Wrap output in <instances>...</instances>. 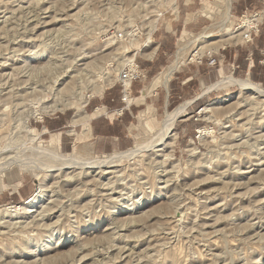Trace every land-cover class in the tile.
<instances>
[{
	"label": "rangeland",
	"instance_id": "rangeland-1",
	"mask_svg": "<svg viewBox=\"0 0 264 264\" xmlns=\"http://www.w3.org/2000/svg\"><path fill=\"white\" fill-rule=\"evenodd\" d=\"M184 2L176 0L179 17L175 19L173 10L162 0H0V135L4 142L16 147L8 154L14 156V165L0 175L6 185L0 190V209L23 203L38 189L35 171H20L21 168L32 165L38 171L50 161L17 138L22 135L15 127L17 120L33 110V102H51L57 96L55 88L60 89L71 80L70 76L77 75L71 84L73 94L58 95L72 100L79 87L88 92L90 80L109 59L120 65L122 59L136 52L137 62L147 73L145 81L133 84L131 95L138 96L142 85L148 86L174 58L184 21H190L185 30L189 37L203 28L217 34L224 32L218 33L224 0ZM231 4L236 18L227 25L231 31L236 30L245 8L264 9V0H231ZM157 12L162 16L154 29L158 27V31L154 35L153 31L151 37L158 47V59L152 65L141 50H135L145 41L148 22ZM209 12L210 18H206ZM167 22L171 31L165 29ZM132 30L133 38H139L134 44L132 39L126 43L115 40L114 44L104 40L106 35H116L115 31ZM257 38L256 47L262 48L264 24ZM234 45L239 68L232 71ZM249 48L239 40L224 51L212 52L217 59L214 66L206 65L209 54H203L201 62L200 58L185 60L173 73L167 93L162 87L149 91L144 104L136 100L130 113L119 121L101 118L103 130L112 129L123 136L124 142L110 149L111 139L102 138L99 142L105 144L100 150L92 132L87 140L93 143L96 155L125 151L135 143L151 140L161 126L164 110L172 111L192 100L186 118L175 122L174 135L166 139L172 145L165 151L171 154L165 164L158 166L159 157L147 151L115 168L121 172L104 177L92 172L86 178L69 181L65 177L69 171L42 175L44 198L33 211L12 216L15 225L5 222L8 217L0 220V264H264V111H247L250 108L242 102L247 93H240L237 87L199 96L204 87L218 80L221 67L226 74L245 78L244 55ZM87 63H91L90 69ZM260 70V84L264 87V69ZM188 77L192 80L180 86ZM251 78L258 83L253 71ZM116 81L114 78L112 84ZM118 95L116 85L102 99L89 97L85 109L91 112L99 105L112 108L110 105L115 103L109 99L116 101ZM214 100H218L214 111L201 113V108ZM233 108L232 112L238 114L231 113L233 119L225 123L226 109ZM142 110L150 111L144 122L137 117ZM74 113V109L53 113L40 110L39 115L28 117V123L39 131L42 126L52 133L66 131L71 129L69 122ZM106 113L109 111L105 109L103 114ZM48 121L65 127L53 129ZM131 125L133 142L128 132ZM226 125L231 126L224 128ZM203 127H209L212 133L199 138L198 129ZM41 138L45 141L50 137L45 133ZM72 143L73 136L63 134L61 150L70 152ZM190 146L196 148V155H192ZM30 150L32 153H28ZM175 208L183 213L179 221L173 216Z\"/></svg>",
	"mask_w": 264,
	"mask_h": 264
},
{
	"label": "bare ground",
	"instance_id": "bare-ground-1",
	"mask_svg": "<svg viewBox=\"0 0 264 264\" xmlns=\"http://www.w3.org/2000/svg\"><path fill=\"white\" fill-rule=\"evenodd\" d=\"M162 1L167 6H169L173 10L174 13H177L176 0H162ZM224 2H225L224 3V9L222 7V12L219 15L220 18H222L221 19L222 26L218 30V33L223 29H224V32L223 33L221 32L222 34H217V32L215 33V31L213 32L207 28H203V30L200 33H198L197 35L189 37L188 33H186V31H183L180 34V36L177 38L176 49L174 52V58L171 60V62L165 68H163L160 72H158L150 80L148 86L141 89V91H140L141 95L137 98V100L142 102L143 99L148 95L149 91L154 90L157 87L164 88L166 90V93H167L168 83H169L170 79L172 78L173 73L177 71V69L180 67V65H182L184 63L185 60H188V62L193 61L195 59L202 58L203 54H211L212 52L214 53L220 49H223L227 45L237 43L240 40L241 32H242V29L244 28L245 25H247L248 23L255 24L257 22L264 20V10H262L260 13H258L257 19L253 20L250 17H247V18L244 17V19L241 21V23L236 28V30L231 31L227 26L228 23H230V19H231V14H230L231 0H224ZM210 14H211V12H209V14H206L207 15V16L205 15L206 18H210ZM159 16H160L159 12H157L156 14H153V18L148 22L147 29H146V32L144 34L145 41L143 42V44L141 46L138 47L137 50H135V51L141 50L140 53L147 58H150L156 51V47L153 45L151 35H152L153 31H155L154 29L156 27V23H157ZM118 33H119L118 31H115L113 34H116V35L109 36L107 39L108 43L114 44L116 42L115 40H117L115 38L118 36ZM125 34L126 35L129 34V36H130L129 38H127V42H128V40L132 39V42H133L132 44H134L136 41L139 40V38L137 40H136V38H133V37H135L134 36L135 33H133V32H131V33L126 32ZM135 47H137V46H135ZM136 53L134 55L126 57L127 62L132 67H136V65H137L136 60H135ZM91 63L86 64V67L88 69H90V66H92ZM93 64H95V63L93 62ZM86 67H85V69H87ZM120 71H121L120 65H117V67H114V68H109V66H107V65L99 67L97 70V73H96L97 75H95L96 78L90 80L91 85H90V89L88 90V92L84 93L83 90L80 89L79 86H77V90H75V89L74 90L78 91V87H79V91L77 92V94H76L77 96H75V97H73V95H72L73 91L71 89L73 87L71 86V84L74 82L73 78H75V76H77V75H72V76H70L71 80L63 83V85L60 89L57 90L55 88L57 96H56V98L51 100V102L43 101V100L39 102V100H37V101L33 102V104H32L33 110H30L29 113L27 112L28 114L25 117H23V119L18 118L17 121H19V123L15 127H16L19 135L22 134L20 137H17L18 139L20 138L19 143H21L22 145L23 144L29 145L28 146L29 149L32 148V151H35V153L38 152L39 154L45 156L44 158H47L50 161L46 162V164L47 163L48 164L44 166L45 168H43V169L39 168L40 170H38V171L36 169L38 167H36V166L33 167L32 165H31V167H27V165H26V167L20 169V171L22 169L23 170L29 169V170L35 171V176L39 180L38 189L30 198L25 200L23 203H21L19 205H13V206H9V207L0 209V220H2V218L7 219V217H8L9 219L5 222H7L10 226L15 225L17 222L11 221L12 216L19 215V214H28V213L30 214L33 211L32 209L39 203V201L42 198H44L43 197V195H44L43 194L44 193V189H43L44 184H43V179H41V177H43L42 175L45 176L46 174L47 175L50 174L51 176H53V173H56V175H58L61 173H65V171H69V172L65 173V177L69 181L72 179L77 180L79 178H81V179L86 178L92 172L95 173V176L97 175L99 177H104L106 174H113V173L121 172L122 169L116 171L115 168L121 166V164L125 160H130V159H134L136 157H140L142 155L141 153H144V152L147 153V151H152V154L150 153L151 155L155 154L156 157H159L158 161H156L158 166H161V165L165 164L166 161L170 160L171 154L165 153V151L170 145H172V142L166 141V139L170 134L174 135V134H172V132H173V127H174L175 122L178 119H180L186 115L187 107L190 105L192 100H190V101L186 100L185 102L180 103L172 111L171 110L168 111L167 109L164 110V118L161 122V126L159 127V130L157 129L158 131L154 135L151 136V137L154 136L151 140L149 139V141H146V142L135 143L132 148H129L125 151H118V152H113L110 154H103V155H96L92 150L89 151V153L88 152L86 153V150H85V152H83L84 150L82 148H84V149L87 148L85 146V144L83 143V140L85 138V132L84 133L80 132L82 135L80 133H79L80 135H78L75 132H71L76 136L75 137V143L73 144L72 150L70 152L64 153V152L60 151V149H59L58 135H55V136L51 135V136H49L50 137L49 140L44 141V140H42L41 134L36 130V128L30 126V124L28 123V117L33 116V115H39L40 110L45 111L47 113H49V112L53 113L55 111H63V110H69V109L75 110V115L71 119L72 126H74L78 123H85L87 118H89V116L86 115V113L83 111L84 104L86 103V100L89 99V97L91 98L94 96H100L103 93V91L105 89H107L109 85L112 84L114 78H116L117 80L119 79ZM69 75H70V73H69ZM112 76H114V78ZM78 80H79V77H78ZM55 83H56V81H55ZM75 86H76V84H75ZM229 87H237L239 89L240 93H242V92L247 93V97H245V99L243 98V101H242V102H245V106H247V108H250L247 111H249V110H255L256 111L258 108H262L261 110L264 111V87L252 82L248 78H235L231 74L221 73L218 80L216 82H213V84L204 87L199 96H203L209 92L218 91V90L226 89ZM68 92L72 93V94L70 93L73 97L72 100L71 99L70 100L65 99V98L62 99L61 97L58 96V95L62 96L63 94L68 93ZM51 93H52V91H51ZM130 95L131 94L127 95L126 106H130L132 104V98ZM65 96H66V94H65ZM68 96H70V95H68ZM18 100H19V97H18ZM217 102H218V100H214L213 102L203 106L201 108V113L204 114L207 111L213 112L214 111L213 108L215 106V103H217ZM165 105H167V97L165 100ZM18 106H19V104H18ZM148 109L150 110V108H148ZM146 110L140 111L139 115L137 116L139 119L143 120V122L146 121L150 117L149 116L150 111L148 113ZM232 110H234V108L228 109V110L226 109L227 112L224 113V114H227V116L224 117L226 119L225 123H230V121L233 119V118H231V115H232L231 113H233ZM94 113L95 114L105 113V109H104V107L96 108V111ZM235 114H236V112L233 113V116ZM20 116H22V115H20ZM262 116H264V113L262 114ZM262 118L263 117H260L258 119H262ZM218 119L219 118H215V120L219 121ZM225 123H223V124H225ZM230 126L226 125L223 127L228 128ZM84 130H85V127H84ZM152 131L153 130L150 129V132H152ZM211 133H212V130L209 127H203V128L198 129L199 138H204L205 135H208ZM15 139H16V136H15ZM213 140H214V138H212V142H213ZM190 142L192 143V140ZM11 144H14V141L11 142ZM228 146H229V144H228ZM15 148L14 147L12 148L11 145L9 144V142H4L3 137L0 135V175L4 171L8 170L10 165H14V163H15L14 162L15 159L13 158L14 156H10L11 153H10V155H8V154H9V152H12V151H10L11 149H15ZM154 148H157V150H153ZM189 150L192 153V155H196L198 153V152H196V148H194V147L190 146ZM32 151L28 152V153H32ZM159 151H161V153ZM158 152L160 154H157ZM18 154H19V152H18ZM195 158H196V156H195ZM195 161H196V159H195ZM209 161L210 160H207V162H209ZM31 162H32V160L30 161V164H31ZM200 162H199V164H202ZM41 164L43 166V163H41ZM151 165H152V163H151ZM28 166H29V164H28ZM5 186L6 185L1 181V177H0V190H3L5 188ZM182 214L183 213L181 211H179L178 208H175L173 210V216L178 218L177 221H179L181 219ZM2 223H4V222H2Z\"/></svg>",
	"mask_w": 264,
	"mask_h": 264
},
{
	"label": "crops",
	"instance_id": "crops-1",
	"mask_svg": "<svg viewBox=\"0 0 264 264\" xmlns=\"http://www.w3.org/2000/svg\"><path fill=\"white\" fill-rule=\"evenodd\" d=\"M190 3V0H185V2H184V5H187V4H189ZM179 6V5H178ZM230 10H232V4H231V9ZM242 11V10H241ZM247 11H249V9H247V8H245V10H243L242 12H241V14H240V16L242 15V14H244V12H247ZM230 14H231V18H234V19H236L235 18V16L232 14V11H230ZM178 15H179V11H178ZM178 15H176V13L174 14V16H175V19H177L179 16ZM186 15H189V13H187ZM170 21V20H169ZM188 23H190V21H188V22H185L184 21V23H183V27H182V30H181V32L182 31H185L186 30V25L188 24ZM167 25H166V31H171V24L170 23H166ZM258 40V38L256 37L255 39H254V41H253V43L252 44H247V45H245V47H250L249 48V50H246L245 51V55H244V64H243V66L245 67L246 66V69H245V78H248L249 80H251L252 81V78H251V74H252V71H253V73L256 75V76H258V79H257V81H258V83L257 82H254V81H252V82H254V83H256V84H258V85H260V86H262L260 83V79H263L262 78V76L260 75V72H261V70L260 69H264V54H263V52H261V50H263L264 49V46H262V48H257L256 47V41ZM234 44H236V43H234ZM232 44H230V45H227L226 47H224L223 49H220V50H225L227 47H230ZM255 46V47H252V46ZM240 47V46H239ZM241 48V47H240ZM243 48V47H242ZM234 57H233V63H232V65H231V67H232V71H234L235 69H238L239 68V65H236L235 64V61H236V57H237V54H238V49H237V45H234ZM157 54H158V47L156 46V51H155V53L150 57V58H146V57H144V58H146L145 60L147 61V62H149V63H152V65L154 64V62L158 59V56H157ZM155 56V57H154ZM153 58V59H152ZM223 58H224V55H223ZM152 59V60H151ZM139 64V63H138ZM207 65V64H206ZM235 65H236V67H235ZM208 66V65H207ZM139 67L141 68V69H143V70H145L146 71V68H142L140 65H139ZM148 68H150L151 66H147ZM255 69V70H254ZM256 69H259V72H256ZM161 71V70H160ZM221 73H223V74H226L225 72H224V70H223V68L221 67L218 71H217V74H218V78H219V76H220V74ZM173 77V76H172ZM172 79V78H171ZM192 80V77H188V78H186V79H184L183 81H181V83H180V86H182V85H186L187 83V81H189V80ZM263 87V86H262ZM143 88H145V86H144V84L142 85V87L140 88V90L138 91V96H133L132 97V95H130L131 96V98H132V104L131 105H134L135 104V102H136V100H137V98L141 95V93H140V91H141V89H143ZM110 89H106V91H103V93L100 95V96H94V97H98L99 99H102L103 97H104V94H106V92H108ZM155 94H157V93H155ZM150 96V95H149ZM148 96H146L144 99H143V101L145 102V100H146V98H147ZM110 100V102H113V103H115L114 105L112 104V105H110V106H112V108H108L107 106H104V105H99V106H96L95 108H94V110H92L91 112H87L86 111V106H88V104H89V100L88 101H86V103L84 104V109H83V111L86 113V115H88L89 116V118H87V120L85 121V123H78V124H76V125H74V126H72V124H71V119L73 118V116L75 115V113L71 116V118H70V124H69V127L71 128V129H69V130H66V131H57V132H55V133H52V132H48V127L47 126H42V130L41 131H39L36 127V130L41 134V135H43V134H45V133H47L49 136H51V135H53V136H55V135H58V139H59V149H60V151H62L61 150V137H62V135L64 134V135H67V136H73V143H72V145L75 143V135L73 134V133H71V132H75V133H77L78 135H80L82 132L84 133L85 132V138H84V140H83V143H85V146L87 147V148H89L90 149V151L92 150L94 153H95V151H94V145H93V143H90V142H88L89 140H87V138H89L91 135H92V132H94V134H95V136H94V142H95V144H96V146H97V148L98 149H100V150H104V144H105V142L104 143H102V145L100 144V142H99V140L100 139H107V138H109V139H111V141H110V145H111V147H110V149H112L113 147H117V148H119L120 146V142H124V139H123V136H121L120 134H118V133H116V132H114L112 129H108V130H106V131H104L103 130V128L101 127L102 126V121H101V118H103V119H107V118H110L111 120H110V122H112V119L113 120H115V121H119V120H121L122 119V117L124 116V114H127V113H130V107H131V105L130 106H125L122 102H121V100H120V91H119V95H118V97H117V99H116V101H115V99L112 97V98H110L109 99ZM141 102V101H138V102H140V104H144V102ZM165 102V101H164ZM99 107H104L106 110H108L109 111V113H106V114H103V113H98V114H95L94 112L96 111V108H99ZM70 110V109H69ZM64 111H67V110H63V111H61V112H64ZM184 118H186V117H184ZM185 120H187V119H185ZM185 120H183V121H185ZM43 121V120H42ZM48 122H52V121H48ZM50 127H52L53 129H60V128H63V127H65L64 126V124H61V123H57L56 125L54 124V123H51V125H50ZM76 127H79L80 129L77 131L75 128ZM84 127H85V130H84ZM133 127V125H131L130 127H129V129H128V132H129V137H130V139H131V141L133 142L134 141V134H133V131H132V128ZM72 130V131H71ZM68 132V133H67ZM81 132V133H80ZM80 133V134H79ZM82 135V134H81ZM125 137V136H124ZM88 145V146H87ZM126 150V149H125ZM121 151H123V150H121ZM63 152V151H62ZM114 152H117V151H114ZM110 153H112V152H110ZM97 154V153H96ZM4 182V181H3ZM22 186V185H21ZM6 187V186H5ZM5 189V188H4ZM3 189V190H4Z\"/></svg>",
	"mask_w": 264,
	"mask_h": 264
},
{
	"label": "built area",
	"instance_id": "built-area-1",
	"mask_svg": "<svg viewBox=\"0 0 264 264\" xmlns=\"http://www.w3.org/2000/svg\"><path fill=\"white\" fill-rule=\"evenodd\" d=\"M261 11L252 10L249 12H244V14H242L238 18V22L240 23L242 21V18H244L246 16L251 17L253 20H255V19H257L258 13H260ZM161 16L159 17V19L161 18ZM239 23L237 24L235 29L239 26ZM263 24H264V20L257 22L255 24L248 23L247 25H245L244 28L242 29V32H241L240 42L244 45L252 44L254 39L256 37H258ZM157 31H158V27L154 31L153 35ZM131 32L134 33V30H132ZM131 32H129V33H131ZM108 36H110V35H106L104 37V40H107ZM129 37H130L129 34L126 35L124 32L120 31L118 33V36L115 39H117V41H119V42L126 43L127 38H129ZM263 54H264V51H263ZM135 60H136L137 65H136V67H132L127 62L126 57L124 59H122V61L119 63L120 67H121L119 79L116 81V83H113L110 87L107 88V89H111L116 85L119 86L120 100L125 106H126L127 95L132 94L133 84L137 83V82L139 83V82L145 81L147 79L146 71L139 67V64L137 62L136 57H135ZM115 61L116 60L109 59L108 62L106 63V65L109 66L110 68H113L117 65V63ZM201 61H202V58H200V62ZM206 64L208 66H214L217 64V59L215 57V54L207 55Z\"/></svg>",
	"mask_w": 264,
	"mask_h": 264
}]
</instances>
